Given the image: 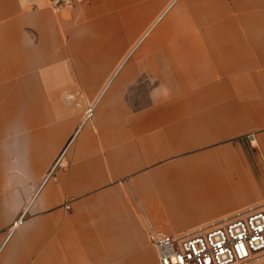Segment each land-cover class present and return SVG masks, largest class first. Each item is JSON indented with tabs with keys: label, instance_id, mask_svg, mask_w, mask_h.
Here are the masks:
<instances>
[{
	"label": "crops",
	"instance_id": "1",
	"mask_svg": "<svg viewBox=\"0 0 264 264\" xmlns=\"http://www.w3.org/2000/svg\"><path fill=\"white\" fill-rule=\"evenodd\" d=\"M262 201L264 0H0V264H159Z\"/></svg>",
	"mask_w": 264,
	"mask_h": 264
},
{
	"label": "built area",
	"instance_id": "2",
	"mask_svg": "<svg viewBox=\"0 0 264 264\" xmlns=\"http://www.w3.org/2000/svg\"><path fill=\"white\" fill-rule=\"evenodd\" d=\"M85 0H45L55 14L69 13ZM94 103L84 110L91 117ZM23 219L11 223V230ZM148 240L155 248L159 264H251L264 259V201L249 205L233 215L211 220L194 230L176 234L150 231Z\"/></svg>",
	"mask_w": 264,
	"mask_h": 264
},
{
	"label": "rangeland",
	"instance_id": "3",
	"mask_svg": "<svg viewBox=\"0 0 264 264\" xmlns=\"http://www.w3.org/2000/svg\"><path fill=\"white\" fill-rule=\"evenodd\" d=\"M169 13H171V11H170ZM262 202H263V201H262ZM262 202H261V203H262ZM261 203H260V204H261Z\"/></svg>",
	"mask_w": 264,
	"mask_h": 264
}]
</instances>
